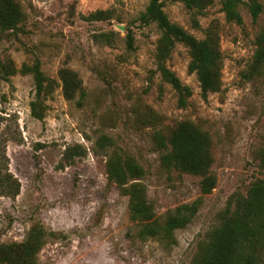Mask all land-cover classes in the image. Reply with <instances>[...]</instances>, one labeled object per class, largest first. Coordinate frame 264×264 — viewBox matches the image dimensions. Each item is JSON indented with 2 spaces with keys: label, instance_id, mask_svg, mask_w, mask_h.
Returning <instances> with one entry per match:
<instances>
[{
  "label": "rangeland",
  "instance_id": "374dc122",
  "mask_svg": "<svg viewBox=\"0 0 264 264\" xmlns=\"http://www.w3.org/2000/svg\"><path fill=\"white\" fill-rule=\"evenodd\" d=\"M15 1L22 20L0 31V156L21 187L15 197L0 196V264H196L223 213L264 178V68L242 76L264 29V0L256 20L247 2L240 5L242 24L226 18L223 0L203 8L163 3L172 23L220 55V83L207 95L187 44L174 39L163 55V29L142 18L149 0ZM37 60L45 76L39 97L33 74L22 71ZM162 67L189 93L174 88ZM64 69L81 81L71 99ZM181 121L210 138L217 184L209 193L199 176L161 161L154 135L169 136ZM114 152L142 167L133 181L159 222L197 203L191 222L171 236L142 234L129 196L108 180ZM30 236L38 247L25 256L21 244Z\"/></svg>",
  "mask_w": 264,
  "mask_h": 264
},
{
  "label": "trees",
  "instance_id": "16d2710c",
  "mask_svg": "<svg viewBox=\"0 0 264 264\" xmlns=\"http://www.w3.org/2000/svg\"><path fill=\"white\" fill-rule=\"evenodd\" d=\"M165 1H181L188 8H203L209 0H149L142 18L145 22H157L163 29V55L169 51L174 39L190 47V70L197 73L204 95L217 90L221 77V62L217 49L210 42L198 40L182 27L172 23L163 11ZM245 2L256 20L263 10L260 0H223L226 18L242 24L243 17L239 7ZM21 20L22 11L15 0H0V31L17 28ZM256 45L252 61L242 74L243 78L256 77L264 68V29L258 34ZM161 70L164 78L181 94L189 93V88L183 85L172 71L166 67ZM22 71L33 74L39 97L45 89V76L39 60L33 65L24 66ZM61 76L64 94L71 99L75 89L80 88L81 81L69 69H64ZM184 102L181 98L180 103ZM154 140L163 150L161 161L165 166L199 176L203 194L216 187L217 175L212 171L210 138L199 127L192 122L181 121L173 127L169 136L158 132L154 135ZM101 143L103 144V140ZM0 157V196L15 197L20 192V182L9 169L7 155L3 153ZM262 162L264 166V153ZM106 168L109 182L123 188L129 196L130 216L142 224V234L146 236H171L176 229L190 223L198 211L197 203L180 205L169 213L163 222H159L146 198L144 186L133 181L143 174L142 167L135 163L134 159L114 152L109 155ZM21 246L27 256L38 247V239L30 236ZM261 259H264V178L254 181L245 198L239 199L233 209L227 208L223 213L220 225L211 233L196 264H259Z\"/></svg>",
  "mask_w": 264,
  "mask_h": 264
}]
</instances>
